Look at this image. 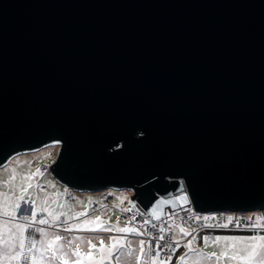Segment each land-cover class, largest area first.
<instances>
[{
  "label": "water",
  "instance_id": "water-1",
  "mask_svg": "<svg viewBox=\"0 0 264 264\" xmlns=\"http://www.w3.org/2000/svg\"><path fill=\"white\" fill-rule=\"evenodd\" d=\"M48 145L154 218L264 210V0H0V167Z\"/></svg>",
  "mask_w": 264,
  "mask_h": 264
},
{
  "label": "rangeland",
  "instance_id": "rangeland-1",
  "mask_svg": "<svg viewBox=\"0 0 264 264\" xmlns=\"http://www.w3.org/2000/svg\"><path fill=\"white\" fill-rule=\"evenodd\" d=\"M57 146L48 145L33 152L22 153L12 157L3 167H0V264H33L32 256L36 257V264H63L66 260L68 264H97L104 256L101 248H110L113 240L119 239L120 234L117 228H123L125 219L122 218L124 202L130 201L131 191L127 189L108 188L98 192H80L69 190L59 184L47 171H41L42 175H33L30 180L27 176L36 172L40 163L51 164L57 153ZM31 185V187H29ZM27 189V191H22ZM71 192V198L68 192ZM109 193L112 197L106 206L102 204L101 195ZM23 197V199H21ZM32 201H35L37 215L43 213V218L47 217L49 224L32 223L30 227L21 233L17 228L18 224L30 223L31 214L25 209L32 208ZM96 203V208L92 209L91 205ZM20 207L17 208L16 205ZM47 206L54 215H60L59 220L52 222L47 213L41 211V208ZM16 213L15 217L11 213ZM84 215L76 216V213ZM9 213V215H5ZM28 215L29 222H25L22 216ZM36 215V216H37ZM99 217V220H96ZM37 221L40 219L35 218ZM42 219V218H41ZM85 221H88L87 225ZM72 225L79 227L71 228ZM97 225L100 227L97 228ZM181 225H170L173 232V241H179L181 247L176 251L173 264H179V257L187 253L186 264H195L197 260L200 264H246L243 259H232L233 255L247 256L250 249L247 245L252 241H217L216 236H233V237H250L264 235V231L250 233H231V232H195L187 227L189 236H184L180 231ZM184 227V226H183ZM36 228H44L47 237H42ZM71 228V230H67ZM109 229V230H104ZM142 235L132 233L131 236H123L124 243L127 245L131 241V249L135 255H140L139 241L144 240L143 230L138 229ZM60 236V241H54L55 236ZM195 235L197 239L193 242V249L203 252L205 256L215 253L210 259L197 257L195 252H189L185 247L187 241ZM21 236L24 240V248L21 249ZM208 236L210 239L205 244L203 237ZM44 240L41 244L40 241ZM36 244L33 247L32 241ZM71 241V243H69ZM103 241V244H101ZM145 253L141 258L140 264H146L145 257L149 258L150 245L144 240ZM49 242L53 243L56 249V255L53 256L51 250H48ZM90 242V243H89ZM234 245V246H233ZM62 246V247H61ZM94 246V247H93ZM32 249L31 252L28 249ZM81 253L79 256L75 253ZM124 255H111L110 258L104 259L103 264H137L134 257H128L127 247L124 248ZM20 254V255H18ZM119 256V259L117 257ZM27 257V259H25ZM170 261L167 262L169 264Z\"/></svg>",
  "mask_w": 264,
  "mask_h": 264
},
{
  "label": "built area",
  "instance_id": "built-area-1",
  "mask_svg": "<svg viewBox=\"0 0 264 264\" xmlns=\"http://www.w3.org/2000/svg\"><path fill=\"white\" fill-rule=\"evenodd\" d=\"M40 171L49 172V164L40 163ZM68 196L71 198V192H68ZM112 197L111 194L105 192L101 195L102 204L106 206L109 202V199ZM96 203L91 205L92 209L96 208ZM124 210H122V218L125 219L124 225L126 227H133L136 229H142L145 238L150 244L151 255L157 250V242L163 246L161 251L160 259H166L167 256L174 257L175 253H172L168 249V245H175L173 241V232L170 229V225H181L187 227L195 232L201 230H224V231H264V227L253 228L250 225L256 222L257 217L264 218V210H255V211H219V212H198L195 211L190 203L180 206L176 209L165 208L163 215L160 216V219H156L148 214L141 208V206L135 201L131 200L124 202ZM211 217L210 220L205 221L203 217ZM231 216L233 219L231 222L228 221V217ZM37 219L43 218V213L38 214ZM200 217L201 219H196ZM148 221V223H145ZM261 224H264V219L259 221ZM227 223L229 226L227 228H221L217 225ZM156 225V227H153ZM163 226L165 231L160 232V227ZM163 235L165 237L164 241H160L159 237Z\"/></svg>",
  "mask_w": 264,
  "mask_h": 264
},
{
  "label": "snow or ice",
  "instance_id": "snow-or-ice-1",
  "mask_svg": "<svg viewBox=\"0 0 264 264\" xmlns=\"http://www.w3.org/2000/svg\"><path fill=\"white\" fill-rule=\"evenodd\" d=\"M42 175L41 171L39 168L36 169V172L27 176L26 179L30 180L32 178L33 175ZM29 187H31V185H29ZM22 191H27V189H22ZM21 199H23V197H21ZM179 199H186V198H183V197H180ZM165 203H167V201H165ZM32 208L31 209H25L24 211H29L30 214H31V222L30 223H23V224H18L17 225V228H19L21 230V233H23L24 230H26V228L30 227L32 223H38V224H41V225H44V224H49L50 221L47 217L45 218H42L40 220H36V215H37V212H36V207H35V201H32ZM17 208L20 207L19 204L16 205ZM41 211L45 212L48 214V216L51 217L52 219V222H55L57 220H59V216L60 215H66V213H61L59 215H54L50 210L49 208L45 205L44 207L41 208ZM5 215H9V213H5ZM11 215L13 217H15L16 213H11ZM81 215H84V213H76V216H81ZM153 215L156 217V219H160V217L158 215H156V212L155 210L153 211ZM22 219L25 221V222H29V216L28 215H24L22 216ZM100 218L99 217H96V220H99ZM196 219H201L200 217H196ZM211 217H208V216H205L203 217V220L205 221H208L210 220ZM232 217L229 216L228 217V221L231 222L232 221ZM261 219H264L262 217H257L256 218V222L251 224L250 226L253 227V228H260V227H264V224H261L259 221ZM88 221H85V224L87 225ZM145 223H148V221H145ZM218 227H221V228H227L229 225L227 223L225 224H220V225H217ZM76 227H79L78 225H72L71 228H76ZM100 226L97 225V228H99ZM153 227H156V225H153ZM71 228L67 229V230H71ZM104 230H109V229H104ZM36 232H39L41 234L42 237H47V232L44 228H36L35 229ZM117 231L121 232V233H136L138 235H142L143 233H140L138 231V229L136 228H133V227H123V228H117ZM165 231V228L163 226L160 227V232L163 233ZM179 231L184 235V236H189L190 233L188 230H186L185 227L183 226H180L179 227ZM195 231V230H193ZM62 239V237L60 236H55L54 237V241H60ZM197 239V237L195 235H193L191 237V239H189L185 245V247L188 248L189 252H195L196 256L197 257H203L204 259H210L211 256H215L216 254L215 253H212L210 254L209 256H205V254L203 252H199V251H196L195 249H193L192 245H193V242ZM209 237L208 236H204L203 237V240L205 242V244H207V242L209 241ZM159 240L160 241H164L165 240V237L163 235H161L159 237ZM252 241L251 244L247 245V248L250 249L248 251V254L247 256H237V255H233L232 256V259H243L246 261V264H264V235H261V236H250V237H233V236H216L215 239H214V242H217V241ZM41 244L44 243V240L42 239L40 241ZM71 243V241L69 242ZM90 243V242H89ZM32 244H33V247L35 246L36 244V241L33 240L32 241ZM101 244H103V241H101ZM139 244H140V248H139V253L140 255H135V253L133 252V250L131 249V241H128L127 242V245H125L124 243V238H120L119 240H115L113 242V245H112V248L111 249H108V255L110 256L112 254V252L114 251H117V249L119 248V251H120V255H124V248L127 247V253L126 255L128 257H134L135 260L137 261V264H140V261H141V258L142 256L144 255L145 253V249H144V244H145V241L144 240H141L139 241ZM234 246V245H233ZM20 247L21 249L24 248V240H23V236H21V242H20ZM62 247V246H61ZM94 247V246H93ZM156 247H157V250L154 252L153 255H151L146 264H167L168 261H170L172 259L171 256H167L166 259H160L161 257V251L163 250V246H161L158 242L156 244ZM181 247L179 241H176L175 242V245L173 246L172 244H169L168 245V249L172 252V253H175L179 248ZM48 250H51L52 252V255L55 256L56 255V249L53 248V243L52 242H49L48 244ZM29 252L32 251V249H28ZM101 251L104 252L105 250L103 248H101ZM149 251H151V248H149ZM20 255V254H18ZM75 255L79 256L80 253L77 252L75 253ZM25 259H27V257H25ZM104 259L105 257L102 256L101 257V260L99 262H97V264H103L104 262ZM117 259H119V256L117 257ZM186 261H187V253L184 255V256H181L179 257V264H186ZM32 262L33 264H36V257L35 256H32ZM63 264H68V261H64ZM195 264H200V261L197 260L195 262Z\"/></svg>",
  "mask_w": 264,
  "mask_h": 264
},
{
  "label": "crops",
  "instance_id": "crops-1",
  "mask_svg": "<svg viewBox=\"0 0 264 264\" xmlns=\"http://www.w3.org/2000/svg\"><path fill=\"white\" fill-rule=\"evenodd\" d=\"M125 226V225H124ZM126 227V226H125ZM121 235V237L120 238H124L123 236H125V235H129V236H131L132 235V233H123V234H120ZM123 235V236H122ZM119 238V239H120ZM144 240H146L147 241V239L146 238H144V237H142ZM119 239H115L114 238V240L113 241H115V240H119ZM125 239V238H124ZM125 241V240H124ZM149 243V242H148ZM150 245V244H149ZM112 247H110V248H106V249H104L105 251L103 252V255H104V257L106 256V258H109V259H111L110 258V256L111 255H114V254H117L118 252H119V248L117 249V251H114V252H112V254L109 256L108 255V249H111ZM101 250V249H100ZM81 254V253H80ZM150 257V256H149ZM145 261L147 262V258L145 257ZM112 264H115V263H112ZM169 264H173V261L172 262H169Z\"/></svg>",
  "mask_w": 264,
  "mask_h": 264
},
{
  "label": "trees",
  "instance_id": "trees-1",
  "mask_svg": "<svg viewBox=\"0 0 264 264\" xmlns=\"http://www.w3.org/2000/svg\"><path fill=\"white\" fill-rule=\"evenodd\" d=\"M203 231H207V232H214V233H220V232H231V233H250L249 231H224V230H201L199 231L200 233H202ZM176 256V252L174 257L170 260V262L174 261V258Z\"/></svg>",
  "mask_w": 264,
  "mask_h": 264
}]
</instances>
